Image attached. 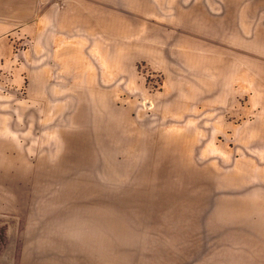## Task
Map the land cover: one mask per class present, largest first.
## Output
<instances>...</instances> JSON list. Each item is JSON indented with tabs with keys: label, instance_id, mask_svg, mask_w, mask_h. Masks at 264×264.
Instances as JSON below:
<instances>
[{
	"label": "rangeland",
	"instance_id": "rangeland-1",
	"mask_svg": "<svg viewBox=\"0 0 264 264\" xmlns=\"http://www.w3.org/2000/svg\"><path fill=\"white\" fill-rule=\"evenodd\" d=\"M95 6L110 13L95 96H64L56 113L0 85L18 93L0 96V264H184L211 247L191 237L249 251L264 236V0ZM86 205L174 221L112 224L96 261L56 235L72 215L58 211Z\"/></svg>",
	"mask_w": 264,
	"mask_h": 264
},
{
	"label": "crops",
	"instance_id": "crops-1",
	"mask_svg": "<svg viewBox=\"0 0 264 264\" xmlns=\"http://www.w3.org/2000/svg\"><path fill=\"white\" fill-rule=\"evenodd\" d=\"M96 3L104 5L105 0H0V85L22 89L23 96L41 103L40 109L47 110L53 102L56 113L64 106V96H95L94 78L89 77L96 61L95 32L104 30L105 18L110 17L100 9L96 12ZM106 26L110 30V24ZM104 50L108 54L111 51L109 47ZM97 66L104 68L105 61ZM11 90L6 87L0 96L18 94ZM252 204L257 207L253 211H264V200ZM74 207L75 210L58 211L72 215L60 218L69 220L70 226L56 229V235L76 240L96 261L106 259L111 236L120 233L112 224L135 218L144 222L161 219L168 224L174 221L169 213L159 217L155 210L128 211L106 205ZM221 239L189 238V244L211 247L189 253L184 264H264V236L249 238L247 244L251 247L246 252L240 251L237 238H227L228 243Z\"/></svg>",
	"mask_w": 264,
	"mask_h": 264
}]
</instances>
